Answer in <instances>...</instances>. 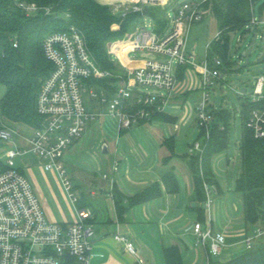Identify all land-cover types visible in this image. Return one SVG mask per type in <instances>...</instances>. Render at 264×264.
<instances>
[{
  "label": "built area",
  "instance_id": "obj_1",
  "mask_svg": "<svg viewBox=\"0 0 264 264\" xmlns=\"http://www.w3.org/2000/svg\"><path fill=\"white\" fill-rule=\"evenodd\" d=\"M209 1L183 0L176 3L177 0H110L108 4L114 12L123 15L128 12L143 13L144 7L150 9L158 6L165 11L169 10L170 17L172 10L174 22V28L166 34H162L163 30L136 26L130 40L126 41L123 37L113 41L110 56L115 52L124 59L122 68L114 63L118 67L116 72L103 69L96 63L85 34L75 24H70L67 30L51 32L45 36L43 49L53 69L42 81L37 93V110L43 117L42 124L34 127L32 135L26 138L28 147L17 138L22 136L25 140L23 133L14 128L0 127V144L3 148L0 159L6 164V169L0 172V264H67L68 258L73 259L72 264H89L94 248L95 231L88 222L92 211L88 207L78 208V218L69 223L49 219L32 181L17 166L18 157L29 152L36 153L46 170L57 171L70 199L75 203L78 197L74 184L63 164L64 154L75 137L82 134L88 122L102 115L113 119L119 136L123 129L143 119H152L157 112H164L173 95L180 89L179 71L184 67H190L198 73L201 99L195 109L196 123L199 133L204 131V136L209 137L215 107L214 102L210 101V92L222 78L219 67L222 59L208 56L209 43L204 59L198 62L195 52L189 51L186 45L190 26L203 13L210 12L206 8ZM18 6L27 14L42 9L45 13L51 12L50 7H40L36 3L22 1ZM261 20V17L254 15L250 25H258ZM221 34L219 30L214 39H219ZM122 40L126 41L124 47L120 43ZM14 46H17V42H14ZM136 49L152 50L160 58L145 59L138 66L131 67L126 60L127 55ZM110 78H114V81ZM100 80L109 81L105 84L100 83ZM93 85L100 87V90ZM263 86L264 76L261 75L253 87V101L264 98ZM152 88L158 91L152 92ZM85 91L90 93L93 102L106 104L107 111L101 113L89 110L84 101ZM105 91L113 93V97H108ZM241 93L238 91V94ZM247 125L255 137H263L264 108L254 109ZM204 147V141L198 135L189 144V151L200 153L202 159ZM118 169L119 160L115 159L112 172ZM103 177L110 180L112 190L114 178L109 177L108 173H104ZM204 187L208 221L204 224L195 220L187 227L195 255L192 264H210L211 257L222 253L230 233L229 229L213 227V199L207 182H204ZM242 233L245 235V249H249L254 239L264 233V229L256 227L252 233L243 229ZM114 238L137 261H143L135 242L119 228Z\"/></svg>",
  "mask_w": 264,
  "mask_h": 264
},
{
  "label": "crops",
  "instance_id": "obj_2",
  "mask_svg": "<svg viewBox=\"0 0 264 264\" xmlns=\"http://www.w3.org/2000/svg\"><path fill=\"white\" fill-rule=\"evenodd\" d=\"M99 1L104 4L110 2ZM126 60L131 67L138 66L144 61L129 58ZM179 81L180 89L173 95L164 112H157L152 119H143L123 129L119 136L113 119L102 115L87 123L82 134L75 137L64 154V166L66 164L72 168L79 166L93 174L92 177H84L80 173H75L71 179L76 180L74 188L79 192L82 208L88 207L92 211V217L88 221L95 235L89 264H158L155 259L156 249L164 253V246L176 242L181 246L185 264H192L194 261L195 255L187 227L196 220L194 207L200 204L193 198L195 184L189 163L193 153L189 151V144L199 135L195 110L200 100L199 76L194 69L184 67L179 71ZM4 91L5 88L3 93ZM244 92L250 93L248 89ZM88 109L101 113L107 111L104 105ZM0 118L5 121L3 126L17 129L25 135V140L22 136L17 138L28 147L26 138L32 135L34 126L11 121L1 114ZM171 143L174 154L165 161L172 153L169 149ZM31 153L37 158H33L34 160L43 164L41 158L34 152L22 157ZM108 158L111 160L108 161ZM115 159L119 160V169L112 172ZM21 162L19 166L32 181L48 218L61 223L75 221L77 215L70 219L63 212L55 213L51 206L52 202H58V194L63 191V186L55 173L52 175L58 181L60 189L58 186H52L50 182L39 180L30 159L27 160L25 157V162ZM230 163L231 159L226 150L216 154L212 160V168L217 183L207 184L213 199L211 208L213 227L229 229L225 247L231 246L235 252H240L245 250L243 229L252 233L256 227L263 229L264 227L247 223L243 196L235 188L236 179L231 177V180H228ZM171 168L179 177L178 192L167 190L162 181L165 172ZM104 173L114 178L115 190H111V182L103 177ZM156 182L162 183L161 196L129 204V197ZM116 191L122 194L121 201L125 206L121 215L118 212ZM204 204L203 206L206 205ZM118 228L135 242L142 262L137 261L136 257L127 252L123 244L114 238ZM263 239L264 233L259 235L258 242Z\"/></svg>",
  "mask_w": 264,
  "mask_h": 264
},
{
  "label": "trees",
  "instance_id": "obj_3",
  "mask_svg": "<svg viewBox=\"0 0 264 264\" xmlns=\"http://www.w3.org/2000/svg\"><path fill=\"white\" fill-rule=\"evenodd\" d=\"M22 1L36 3L40 7H50L51 12L45 13L42 9L27 14L18 6ZM253 1L211 0L207 3L222 32L219 39L210 43L208 56L213 58L215 53L219 55L222 59L219 66L221 72L234 69L235 62L229 59L230 33L248 30L255 15ZM261 8L264 10V4ZM63 13L68 16L67 19L62 17ZM149 13L159 27L165 25L164 9L153 6L150 7ZM138 14L139 12H128L123 15L114 12L110 5L99 0H0V84L5 87L0 97L1 116L34 127L42 124L43 117L37 110V93L42 81L53 69V64L46 58L43 49L47 34L67 30L70 24H75L85 34L96 63L103 69L115 71L116 65L111 59L109 46L127 34ZM14 42H17V46H14ZM110 79L114 81V78ZM107 81L109 80H100V83L106 84ZM258 108H264V98L253 101L250 97L241 106V172L236 178L235 188L243 196L247 223L264 227V136L255 137L253 130L247 125L251 112ZM231 118L232 115L227 109L214 107L209 137L204 136V131L199 133L205 146L202 159L200 153H193L189 159L195 184L193 198L200 204L194 207L196 220L204 224L207 223L208 217V209L204 204L207 199L204 182L217 183L212 160L230 145ZM169 149L172 153L165 161L174 154L172 143ZM5 169L6 164L0 159V172ZM162 181L167 190H180L179 177L173 168L165 172ZM162 194V183L156 182L128 200L129 204H137ZM116 200L121 215L125 206L121 201L122 194L118 191ZM258 239L259 237L254 239L251 248L234 254L226 261L211 257L210 264H264V239L260 242ZM163 251L167 264H185L179 243L164 246ZM72 260L68 258L67 264H72Z\"/></svg>",
  "mask_w": 264,
  "mask_h": 264
},
{
  "label": "rangeland",
  "instance_id": "obj_4",
  "mask_svg": "<svg viewBox=\"0 0 264 264\" xmlns=\"http://www.w3.org/2000/svg\"><path fill=\"white\" fill-rule=\"evenodd\" d=\"M183 0H177L176 3L182 2ZM107 4V3H106ZM264 4V0H254L253 1V10L254 14L257 18H262L260 23L258 25H250L248 27V30H236L230 33V57L229 59L233 60L235 62L234 69L233 70H222V78H220L215 84L213 89L210 92V101L213 103L217 109H227L229 113H231V129H230V145L228 149L226 150L229 153V157L231 159V163L229 166V177L228 180H231V177L235 178L239 175L241 171V154L239 150V143L242 138V124L243 120L240 114L241 106L243 102H245L248 98L253 96V93H241L238 94V91H241L242 87H254L257 82V78L261 75L264 76V10H262L261 6ZM109 5V4H108ZM206 8L210 9L209 6L206 4ZM169 10L165 11L163 13V16L165 19H167L165 25L163 27H159L158 23L154 22L152 19V16L150 14H143L139 13L134 23L131 25L130 29L128 30L127 34H125V40H130L133 35L136 26L142 27L145 26L148 29L152 30H163L162 34H166L171 32V30L174 28V22H173V11L171 10V14L169 17L168 14ZM62 17L67 19V15L65 13L62 14ZM219 31L218 23L216 18L211 14V12L203 13L201 15L200 19H197L193 22V24L190 26L188 36H187V49L191 52H195L197 55V61L200 62L204 59L205 54L207 52V44L211 43L217 32ZM255 34H258L257 39L254 44L251 43L252 38ZM125 40L120 41L122 44V47H124V44L126 43ZM112 45L109 46L110 49H112ZM252 47V51L250 54L247 55L248 48ZM111 57L114 61V63L119 67H124V59L116 54L115 52L111 53ZM213 57H219L217 53L214 54ZM127 58L129 59H158L160 58V55L155 53L152 50L149 49H136L132 50L128 53ZM116 67V69L118 68ZM115 72L118 71V69ZM86 86L89 87V85L86 84ZM93 87L98 90H100V87L93 85ZM5 87L0 84V96L3 93V89ZM152 92H157L158 89L152 88L150 89ZM264 90V86H263ZM106 95L108 97H113V93L109 91H105ZM84 101L88 108H91L93 106L102 107L100 104L93 103L90 98V93L88 91H85L84 94ZM199 98L201 99V92L199 93ZM93 103V104H92ZM104 106L107 107L105 104ZM3 120L0 118V126L2 127L4 125ZM25 129V128H24ZM25 131V130H23ZM20 140V139H19ZM1 145V144H0ZM3 148L0 146V151L2 152ZM26 159H30V163L32 164L33 171L36 173V176L41 181L50 182V184L54 187H57L60 189L58 185V181L54 178L52 173H55L57 179L61 182V179L58 175V173L54 170H50V172H47L44 168V165L42 163L39 164L37 160H34L33 158H36L35 155L32 153L30 155L24 156V157H18L16 159L17 166H19L20 162H25ZM37 159V158H36ZM111 159L108 158V161ZM21 162V163H23ZM74 166V165H73ZM65 167H67V171L69 176L72 179L73 174L80 173L84 177H92V173L83 170L81 167L74 166L75 168H72L71 165L66 164ZM81 168V169H80ZM95 175V174H94ZM73 184L76 183V180L73 179ZM63 186V184H62ZM78 200L73 203L70 199L67 191L65 190L63 186V191L59 192L58 194V202H52L51 206L55 213L59 214L60 212H63L66 214L68 218H73L77 215L78 208L82 207L81 199L79 192L75 191ZM213 196V195H212ZM78 218V216H77ZM76 218V219H77ZM208 221V217H207ZM157 246V245H154ZM161 250V249H160ZM238 252H235L231 246L225 247L220 255L216 257V259L221 261H226L229 258H231L234 254ZM155 259H157L158 264H166L164 259V253L158 251L156 249Z\"/></svg>",
  "mask_w": 264,
  "mask_h": 264
},
{
  "label": "water",
  "instance_id": "obj_5",
  "mask_svg": "<svg viewBox=\"0 0 264 264\" xmlns=\"http://www.w3.org/2000/svg\"><path fill=\"white\" fill-rule=\"evenodd\" d=\"M143 13H144V14H148V13H149V8H148V7H144V9H143ZM257 37H258L257 34H255L254 37L252 38V44L255 43ZM251 51H252V47H249V48H248V51H247V55L250 54ZM246 89H248L249 92H252V91H253V87H249V88H247V87H242V88H241V91L243 92V91H245ZM106 147H107V144L104 145V148H106Z\"/></svg>",
  "mask_w": 264,
  "mask_h": 264
}]
</instances>
